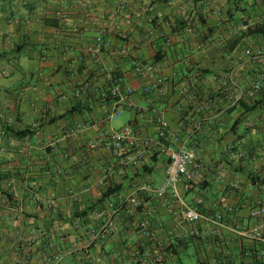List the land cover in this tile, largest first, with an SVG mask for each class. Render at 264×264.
Here are the masks:
<instances>
[{"label": "crops", "instance_id": "obj_1", "mask_svg": "<svg viewBox=\"0 0 264 264\" xmlns=\"http://www.w3.org/2000/svg\"><path fill=\"white\" fill-rule=\"evenodd\" d=\"M198 1L0 0V264H132L147 251L163 256L162 264H189L187 257L196 264H264V239L238 232L258 231L262 217L253 213L264 209V90L255 101L245 95L261 67L237 68L247 49L264 52V36L238 33V22L227 20L264 14V0H240V9L231 0H209V7L204 0L201 11ZM101 34L114 47L127 35L130 56L107 48L95 64L86 50ZM136 60L154 63L161 94L141 92L150 80L134 74ZM110 69L136 90L122 115L130 113L127 124L140 140L155 138L163 118L196 155L185 201L208 217L223 214L221 225L176 218L143 190L163 184L166 156L127 166L104 146L87 152L88 143L127 125L107 120L112 103L73 96L86 82L101 93ZM77 125L84 131L73 139ZM136 148L128 143L125 153ZM109 166L116 171L106 177ZM110 189L100 209L128 196L142 204L92 244L104 219L86 213ZM144 219L151 237L136 229Z\"/></svg>", "mask_w": 264, "mask_h": 264}, {"label": "built area", "instance_id": "obj_2", "mask_svg": "<svg viewBox=\"0 0 264 264\" xmlns=\"http://www.w3.org/2000/svg\"><path fill=\"white\" fill-rule=\"evenodd\" d=\"M118 19L119 14L115 13L112 15L110 23L116 25ZM120 36L122 43L119 47H114L109 43L104 34L97 36L88 46L86 50L87 56L97 65H100V57L107 48L112 49L114 54L119 57H129V38L125 34H120ZM159 37L164 38L167 42L166 44H169L168 38L164 33H160ZM238 64L237 68L239 69L247 68L248 65H253L254 67L259 65L261 67L257 70L251 87L245 93L248 98L255 99L264 87V52L249 48L245 51L244 56ZM113 72L114 70L112 69L105 71L107 82L112 84L109 93L112 98L113 110L107 118L110 122L118 119L122 115L124 102L136 92L132 87L123 89L121 80L116 78ZM133 72L136 76L145 77L150 80V82L140 89L143 93L151 94L152 92H158L161 94L163 92L164 80L157 81L158 73L154 63L136 60L133 63ZM154 79H156L155 82H153ZM90 90L89 82L82 83L74 90L73 96L76 98L85 96L89 94ZM187 92L188 88L183 89V93ZM101 97L105 98L107 95L102 92ZM206 101H209V99L207 98ZM158 124L159 130L155 138L141 141L134 126L127 124L116 131L104 135L100 140L88 143L87 152L95 151L100 146H104L112 152L114 157L120 158L123 165L127 166L142 165L146 156H166L168 158V164L165 170L163 184L158 187L145 186L143 190L157 197L161 201L162 206L176 218L182 216L184 220L191 224L206 221L210 224L217 223L221 225L223 214H219L216 217H208L185 201L184 195L192 190V184L199 168L196 155L188 149L187 143L181 140L180 134L169 128L165 119L160 118ZM83 131L84 127L77 125L71 130L69 136L73 139H78ZM128 143L137 144V148L131 154L125 153ZM115 171L116 168L113 166H109L104 170L106 177L112 175ZM141 204L142 200L140 197L128 196L121 197L117 202H110L109 205H105L104 209H99L97 216L104 219V224L97 232L90 235V242L93 244L103 241L114 230L116 222L123 214H127L128 216L134 215ZM227 210L230 209L228 208ZM253 215L262 217L259 230H242L238 232L240 235L249 239L263 241L264 209L260 208L254 211ZM150 228L151 223L149 219H144L136 223V229L148 237H151ZM61 260L62 254L59 253L52 259L55 263ZM131 260L132 264H162L164 262L163 256L153 255L148 251L143 254H135Z\"/></svg>", "mask_w": 264, "mask_h": 264}, {"label": "rangeland", "instance_id": "obj_3", "mask_svg": "<svg viewBox=\"0 0 264 264\" xmlns=\"http://www.w3.org/2000/svg\"><path fill=\"white\" fill-rule=\"evenodd\" d=\"M202 1H204V0L198 1V3H196V6L199 7L200 11L205 6H208V7L210 6L209 0H207L208 2L206 3L207 5H205V6H203L204 5V2H202ZM240 2H241L240 0H231L230 1V3L233 6V8H237V9H240V5H239ZM260 5H264V2L263 3L261 2ZM254 6H256V4H254ZM195 10L197 11L196 8H195ZM233 12H238V10H234ZM201 14L203 15L202 12H201ZM237 15H240L241 16L242 14H239V13L234 14L233 13L231 15V17L229 16V18L227 20L228 21H231V22L232 21L238 22V26L236 27V30H237L238 33L247 34V33H249V29L250 28H254V27H256V26L261 25V24L264 23V14L263 13H260L258 15L253 14L252 16L248 14L247 16L244 15V16L236 19V16ZM218 17L219 18L222 17V13L221 12L218 15ZM219 18H217V21H220V20L223 21V20H225V19H222V18L219 19ZM202 19L205 21V23H207V19H204V18H202ZM129 119H130V113L125 112L120 118H118L117 120H115L113 122L112 126H114L115 128H119V127L127 124L129 122ZM186 261L189 264H196V261L192 257H187L186 258Z\"/></svg>", "mask_w": 264, "mask_h": 264}, {"label": "trees", "instance_id": "obj_4", "mask_svg": "<svg viewBox=\"0 0 264 264\" xmlns=\"http://www.w3.org/2000/svg\"><path fill=\"white\" fill-rule=\"evenodd\" d=\"M248 34H250V35H258V36H264V23L263 24H261V25H258V26H256V27H254V28H250L249 29V33ZM163 49L162 48H159V51L157 52V55H156V59L157 60H161L162 59V57H163V54H162V51ZM113 75H115V77L116 78H118L117 76H116V74H115V72H113ZM111 83H105L104 84V87L103 88H101V89H99V91L101 90V93H99V92H97V93H95V92H93L94 91V88H96L95 87V85H94V83H91L90 84V87H91V90H90V92H89V95L87 96V101L88 100H94L95 102H98V101H100V102H103V103H108V102H110V103H112V98H111V95H110V93H109V89L111 88ZM123 87V86H122ZM123 89H125V87H123ZM263 90H264V87H263V89H262V91H261V93L263 92ZM102 92H104L106 95H107V97H101V95H102ZM142 92V91H141ZM143 93V92H142ZM260 93V94H261ZM145 94V93H144ZM86 96V95H85ZM133 96V95H132ZM259 96V95H258ZM258 96L255 98L256 100L258 99ZM252 99V98H251ZM255 99L253 100V101H255ZM55 121V120H54ZM28 132L26 131V132H24V133H22L23 135H26ZM153 157H156V156H153ZM158 157V156H157ZM192 188H193V184H192ZM114 193V191H112L111 189L109 190V191H107L103 196H102V198L99 200V202L96 204V205H93L89 210H88V212L86 213V214H88V213H90V212H95V213H97V211L100 209L99 207H98V205L99 204H101L100 202H103V201H105L107 198H109V195H111V194H113ZM98 207V208H97ZM102 207H105L104 205L102 206Z\"/></svg>", "mask_w": 264, "mask_h": 264}]
</instances>
